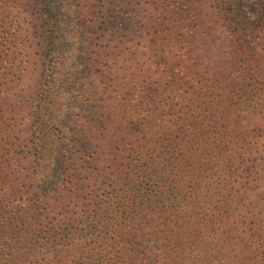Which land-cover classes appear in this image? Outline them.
I'll return each mask as SVG.
<instances>
[{"label":"rangeland","instance_id":"1","mask_svg":"<svg viewBox=\"0 0 264 264\" xmlns=\"http://www.w3.org/2000/svg\"><path fill=\"white\" fill-rule=\"evenodd\" d=\"M41 1L46 11L39 15L35 0H0V39L4 38L0 48L11 53L9 61L14 72L22 75L7 93V105L2 99L5 95L0 94V107L14 110L10 116L27 115L33 107L32 96L41 88L40 81L47 78L53 62L64 63L62 48H56L53 42L59 40L62 46L74 44V48L82 50L86 38H92L84 34L82 26L72 24L71 19L63 17L58 28L53 26L51 15L54 11L50 6L61 8V11L72 9L76 14L81 0ZM181 4L170 0H123L117 12H107V16L114 15L113 21L103 25L104 37L95 47V51L101 50L103 56L99 57L90 49L92 57L95 56L92 61L98 62L97 66L89 73L84 72V67L76 68V72L68 68L57 78L58 95L65 98L78 96L80 106L89 110L87 118L92 119L97 130L93 138L82 141L81 156L86 157L93 151L96 155L88 163L76 158L73 169L76 176L71 178L73 183L63 187V202L81 200V204L66 215L50 219L51 226L63 231L62 239L55 241L58 255L40 248L35 252L37 256L24 259L25 264H79L93 251H99V258L108 264H112L109 259L118 258L126 264H219L221 257L226 259L227 255L230 260L233 253L232 250L227 254V247L223 249L225 237L221 236L222 232L234 230L237 235L244 236L246 226L250 224L264 239L262 0H233L232 9L237 22L234 28L238 34L235 38L229 36L223 27V19L215 14L216 11L208 10L204 0H182ZM168 27L171 29L167 33L165 28ZM90 31L95 36L100 33L99 30ZM72 32L78 33L74 42ZM153 41L164 43L154 47ZM163 57L170 63L169 67L163 63ZM243 70L253 77L245 83ZM78 76H83L87 82L75 85ZM256 76L261 79V84L250 87ZM215 80H223L224 89L231 86L239 95L222 106L221 112L228 113L226 118H221L225 137L219 133L218 127L208 130L210 140L199 136L197 147L206 156L211 155L207 169H212L202 181L205 186L199 187L198 192L211 196V202L199 210L205 223L189 235V240L208 241V244L212 241L215 246L206 243L202 246L204 249L190 253L182 242L178 258L174 259V256H166L161 243H156L158 236L148 225L136 229L124 227L121 236L115 227L91 235L93 217L88 207L95 198L106 200L124 194L122 181L133 175V166L160 162L165 157L171 164L161 162V167L177 170L178 181L183 186L187 184L184 178L191 169V160L187 157L183 161L182 155L188 156L187 150L194 146H190L186 137L189 114L183 120L180 118L194 102L177 100L175 91L211 86ZM129 82L131 95L125 100ZM242 90L247 93L242 94ZM158 92L162 94L158 96ZM141 95L147 105L143 103L142 109L138 110ZM72 102L65 99L55 108L63 115L62 122L66 126H71L75 119L70 110ZM156 111L158 116H155ZM27 121L32 133L35 126L40 129L34 118ZM219 137L221 140L217 142ZM211 143L213 146L209 147ZM60 152L65 153L64 150ZM179 154L181 157H177ZM231 170L233 173L229 174ZM61 184L58 185L61 187ZM170 184L174 186V182ZM204 201L206 198L202 203ZM224 204L226 215L219 219ZM215 205L222 207L220 212ZM181 238L185 241L187 236ZM182 255L186 258L181 259Z\"/></svg>","mask_w":264,"mask_h":264},{"label":"trees","instance_id":"2","mask_svg":"<svg viewBox=\"0 0 264 264\" xmlns=\"http://www.w3.org/2000/svg\"><path fill=\"white\" fill-rule=\"evenodd\" d=\"M122 1L81 0V7L76 14L72 9L65 8L61 11V8L50 6L51 11H54L51 15L54 27L58 28L57 24L63 17L66 20L71 19V22H74L72 24L82 26L84 34L92 38L90 40L86 38V45L82 50L74 48V44L62 46L58 43L59 40L53 42L56 48L59 46L62 48L64 63L53 62L47 78L44 77L40 81L41 88L32 96L33 107L27 115L10 116V113L14 111L12 108L0 107V264H25L24 259L37 256L35 252L40 248H44L45 252L52 250L55 256L59 253L55 241L62 239L63 231H58L51 226L50 219L56 215H66L70 209H76L81 204V200L63 202L62 191L65 185L73 183L71 178L76 176L73 171L76 158H79L82 163H88L96 155L93 151L86 157L81 156L82 141L93 138L97 127L92 119L87 118L89 110L80 106L78 96L71 95L69 98L59 96L55 84L59 82L57 78L64 74L65 69L71 68L72 72H76V68L84 67V72L89 73L94 66H97L98 62L92 61L95 56L92 57L90 49L99 57L103 56V52L101 50L96 52L95 47L104 37L103 25L113 21L114 15L107 16V12L111 10L117 12L121 8ZM170 1L176 4L182 3V0ZM35 3L37 13L44 14L46 9L43 8L42 1L35 0ZM204 4L208 10L216 11L215 14L223 19V27L229 36L237 37L238 34L235 33L234 28L237 22L232 9L233 0H204ZM262 7H264V0H262ZM90 29L99 30V35L95 36ZM170 29L171 27L165 28L167 33ZM77 34L76 32L70 34L73 42ZM1 41H4V38L0 39V46H3ZM152 43L154 47H158L164 41ZM10 56L9 51L6 52L0 48V94L5 95L2 98L4 104L9 100L7 93L22 77L14 72L13 65L9 61ZM161 59L169 67L170 63L164 57ZM241 73L244 75V83L245 80L253 78L245 74L244 70ZM257 78L256 76V80H253L250 87L261 84V79ZM81 81L87 82L83 76H78V79H75V85L78 86ZM223 82V80H215L211 86L192 87L187 91L178 88L175 91L177 100L185 102L193 100L192 103L194 102L193 106H190V109L187 108L180 118L183 120L184 116L189 114L186 137L189 138L190 146H194L192 150H187L188 156L184 154L177 156L182 155L183 161L187 157L191 160V169L184 178L187 184L183 186L178 181L180 175L177 170L174 172L172 169L164 170L161 167V162L171 164L165 157L160 162L133 166L132 169H135L133 175L125 177L122 181L124 194L113 195L106 200L95 198L92 205L87 206L93 217L90 226L93 229V232H90L91 235L99 234L104 229L108 232L115 227L114 230L121 236L124 227L130 226L136 229L148 225L155 230L154 235L158 236L156 243H161L164 253L169 258L172 256L174 259L178 258L182 242L187 245L190 253L195 252V249L199 251L204 249L202 246L208 241L200 243L189 240L192 231L205 223L203 218H200L199 210L210 205L211 202V196L200 195L198 192L199 187L205 186L202 181L207 175L209 176L208 173L212 169H207L211 155L206 156L197 144L199 136L202 135L210 140L209 129L214 130L218 127L219 133L225 137L221 118H226L228 113H222L221 109L223 105H228L232 101L233 96L239 94L232 90L231 86L224 89ZM126 88L125 100H128L131 95L130 82ZM241 92L245 94L247 90ZM158 94L160 96L162 93L158 92ZM140 97L142 99V95ZM65 99L73 101L70 103V110L75 119L71 121V126L64 125L63 115L55 110ZM93 101L104 103L100 99H93ZM143 103L144 106L147 105L144 98L138 103V110L142 109ZM103 105L101 107H104ZM146 110L151 113L150 108ZM228 110L230 109L225 111ZM158 115L156 111L155 116ZM28 118H34L40 125V129H36L35 126L32 133L28 128L30 121H27ZM220 140V137L216 139L217 142ZM211 146L213 143L209 145ZM61 150L65 153L60 152ZM219 155L217 159L220 158ZM232 173L231 170L229 174ZM59 182H62L61 187L58 185ZM170 182H174V186ZM204 198L206 201L202 203ZM225 206V204L222 205V215L219 219H223L222 216L226 215ZM216 207L220 212L222 207L215 205ZM82 210L87 212L84 208ZM182 235L187 236L185 239L187 242L182 241ZM221 236L225 237L223 249L227 247V254L232 250L233 253L230 260L227 255L226 259L225 256L221 257L219 264H264V239L258 236L250 224H247L244 236L237 235L234 230L224 231ZM41 238L44 240L40 241ZM212 244L214 245L212 241L207 243L211 247ZM99 256V251H93L92 255L79 264H108ZM180 258L186 257L182 255ZM108 261L112 264H126V261L121 258Z\"/></svg>","mask_w":264,"mask_h":264}]
</instances>
